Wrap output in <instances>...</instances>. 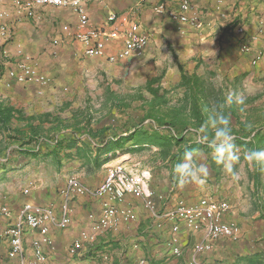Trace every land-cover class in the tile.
<instances>
[{
  "label": "crops",
  "instance_id": "0c3cea01",
  "mask_svg": "<svg viewBox=\"0 0 264 264\" xmlns=\"http://www.w3.org/2000/svg\"><path fill=\"white\" fill-rule=\"evenodd\" d=\"M181 1L86 0L92 25L113 28L108 14L114 11L140 22L143 29L155 34L143 56L118 63L84 53L83 45L72 34L80 17L70 7L36 5L32 0H22L23 8L16 0L0 4V103L14 113L9 129L0 123V264H20L19 258L8 254L10 242L5 232L18 221V212L26 202L49 206L60 216L65 201L62 190L70 176L97 186L119 161L142 166L138 153L143 150L152 160L143 167L152 171L150 186L161 211L173 207L179 198L195 203L205 195L231 203L225 219L240 225L241 238H217L213 248L202 253L200 259L218 264H258L257 260L264 258V171L256 184V173L245 159L246 151L238 147L241 158L235 167L239 179L232 180L215 163L212 150L198 148L206 156L209 169L206 182L180 187L171 162L177 147L168 154L162 146L155 145L101 151L106 141L127 135L141 123L154 122L145 116L146 109L141 110V117L133 114L137 99L127 108L113 103L92 105L76 101V97L95 93L85 86L90 77L92 80L99 75L130 73L128 78H132L139 70L146 72L139 80L144 85L155 76L161 77V92L167 91L170 98L168 104L160 107L162 111L181 108L180 103L188 92L181 85L183 75H196L209 87L226 85L228 94L264 97V60L251 64L250 56L241 50L242 39L236 31L239 23L244 24L253 46L264 47V0H189L194 6L190 13L205 22L201 29L177 23L154 11L159 3L176 8ZM65 25L71 33L64 29ZM3 26L5 34L1 33ZM122 45V39L113 40L109 49L116 51ZM162 58L168 59L162 61ZM19 60L37 65L50 78L51 83L42 94L36 83L12 81L7 85L6 73ZM157 64L164 66L161 74H148V69ZM251 85L259 89L250 92ZM243 107L246 109L243 119L246 113L253 119L256 111H264V103L248 102ZM57 141L59 146H53ZM87 147L90 150L85 152ZM105 202L119 209L131 208L135 219L119 216L110 228L95 231L92 221L101 215ZM68 203V225H51L46 235L25 228L26 262L34 264V243L39 241L47 259L43 264H138L141 259H146L148 264H190L194 244L205 240L203 230H191L181 223L177 235L182 253L173 254L169 245L174 234L172 222L160 223L154 219L142 199L130 193L122 200L113 201L108 196L74 195ZM5 207L8 213L3 210ZM83 232L93 237L81 238ZM44 236L49 242L43 241ZM78 239L80 243L72 251Z\"/></svg>",
  "mask_w": 264,
  "mask_h": 264
},
{
  "label": "built area",
  "instance_id": "2783aa9c",
  "mask_svg": "<svg viewBox=\"0 0 264 264\" xmlns=\"http://www.w3.org/2000/svg\"><path fill=\"white\" fill-rule=\"evenodd\" d=\"M7 0H0V4ZM36 5H54L70 7L79 14V24L77 29L72 32L74 38L84 47V53L89 57L105 58L108 62L118 63L124 59L131 57H141L145 53L150 40L152 31L143 29L140 22L130 19L127 16L121 17L117 12H110L108 20L113 23V28L99 27L90 23L85 1L86 0H32ZM18 6L24 7L22 0H16ZM194 9L193 4L189 0H183L178 7L170 8L165 3H159L154 7V11L160 15H167L171 20L180 24H189L195 28L201 29L205 22L199 16L190 13ZM32 14V10L29 11ZM119 20L121 21L119 23ZM64 29L71 33L68 25ZM236 31L240 35L241 50L250 56L252 65H257L264 60V47L256 49L247 37L244 24L239 23ZM1 33H6V27L3 26ZM123 40V45L116 51L109 49V43L113 40ZM55 43L58 40L54 41ZM7 85H11L12 81L19 83H36L40 86L39 93H43V89L50 85V78L43 73L40 68L26 60L16 61L7 73ZM152 179L151 169L137 164H130L119 161L109 168L103 182L97 186H89L83 183L76 176H70L67 180L62 193L65 201L62 205V214L58 216L54 210L45 205L26 202L18 212V221L6 229L10 242L9 256L19 258L20 264H29L24 259V233L25 228L29 227L38 230L43 235L49 230V227H64L70 223V206L68 200L74 195L86 194L93 197L108 196L110 200H122L127 194L142 199L145 208L151 216L160 221L168 220L172 222L173 236L169 241V245L173 254L180 255L182 253L179 245V237L177 233L181 229V223L191 230H203L205 240L197 242L193 246V257L190 264H218L215 262H207L200 259V255L205 251L213 248L214 241L219 237H226L232 240H239L242 235L241 227L236 222L228 221L225 216L231 210V203L227 199H217L210 195L201 197L195 203H188L184 199H177L174 206L166 211H161L155 198L153 190L150 186ZM8 213V208H3ZM121 216L125 220H133L136 217L135 212L131 209H119L114 204L105 202L101 215L98 219L92 221V228L95 231L108 229L116 224L118 217ZM93 217V215H91ZM94 218V217H93ZM86 232L81 234V238H92ZM43 241L49 242L44 236ZM80 243V239L76 240V246ZM36 260L34 264H43L46 262V255L43 253L39 241H35ZM138 264H148L146 259H141Z\"/></svg>",
  "mask_w": 264,
  "mask_h": 264
},
{
  "label": "trees",
  "instance_id": "16d2710c",
  "mask_svg": "<svg viewBox=\"0 0 264 264\" xmlns=\"http://www.w3.org/2000/svg\"><path fill=\"white\" fill-rule=\"evenodd\" d=\"M160 81L161 77L155 76L149 79L143 87H140L135 94L129 95V100L124 97L120 102L118 100L114 101L115 105L127 108L133 100H141V108L147 110L145 116L153 119L154 122L149 124L141 123L127 135L106 141L101 147V151L109 152L117 148L142 149L144 146L155 145L162 146L163 151L168 154L171 153L173 147H177V151L173 153L171 158V162L175 165L183 159L185 149L206 148L211 150L206 144L195 143L193 134L188 130L191 129L190 126L199 127L205 122L207 113L204 109L206 107H210L213 103L219 105L225 102L228 95L227 86L209 87L205 85L203 80H199L196 75H183L181 85L185 86L188 92L180 103L181 108L172 111H162L160 107L168 104L170 98L167 95V91L161 92ZM255 101V97L249 96L246 98L245 103H254ZM243 106L233 104L231 106L226 105L224 108L225 114H230L233 134L236 137L235 143L237 147L246 152L250 149H264V113L256 114L255 112L253 119L246 113L247 116L243 119L244 112H246ZM241 108H243V111ZM13 116V111L8 106L0 103V123L4 128L9 129L11 127ZM247 124H251L252 128L248 129L246 127ZM76 131L84 130L76 129ZM208 134L211 137V130H209ZM89 135L93 136L91 132H89ZM129 142L132 143L129 144ZM59 144L60 141H57L53 146L57 147ZM69 145L73 146V144ZM89 150L90 148L87 147L85 152ZM252 168L256 173L255 183L258 184L264 168L257 165H252ZM263 259H258L257 263L262 264Z\"/></svg>",
  "mask_w": 264,
  "mask_h": 264
},
{
  "label": "clouds",
  "instance_id": "9594fccd",
  "mask_svg": "<svg viewBox=\"0 0 264 264\" xmlns=\"http://www.w3.org/2000/svg\"><path fill=\"white\" fill-rule=\"evenodd\" d=\"M246 97L242 93L229 92L223 104L213 103L204 110L207 119L199 127L189 129L197 144H206L212 150V158L215 163L222 167L232 180L239 179L236 164L240 160V150L238 149L233 134L230 114L226 115L225 106L233 104L243 106ZM243 111V108H241ZM248 129L252 128L247 124ZM211 130V137L208 132ZM245 159L252 165L264 168V149H250L245 153ZM174 177L180 187L185 185H204L209 174L206 156L203 150L198 148L185 149L183 159L174 165Z\"/></svg>",
  "mask_w": 264,
  "mask_h": 264
},
{
  "label": "rangeland",
  "instance_id": "374dc122",
  "mask_svg": "<svg viewBox=\"0 0 264 264\" xmlns=\"http://www.w3.org/2000/svg\"><path fill=\"white\" fill-rule=\"evenodd\" d=\"M154 36L155 34H153V37ZM165 59L167 60L168 58H162V61H164ZM162 65L163 64H157V66L151 67L150 69H148V74L150 73H158V75L161 74V72L164 69V66ZM128 75H130V73H124L123 75H99V76H95V78H93L92 80L90 77L89 81L85 83V86L88 87L89 89H92L95 93L92 95H88L86 97L85 96L76 97V101L82 104L87 103L92 105L95 104L104 105L110 103L115 104L114 102L115 100H118L120 102L123 100L124 97L125 99L129 100L128 96L135 93V91L141 85H144V82L143 81L139 82V80L141 79L142 75H146V72H143V70H139L133 73V75H131L132 78H128ZM137 81L139 83L137 84V86H135L134 84ZM135 87H137V89L134 92L133 91L129 92V89H134ZM257 89L259 88L253 85L249 86L248 88L250 92H253ZM136 101H137V109L133 110V114H136L137 116L141 117V113H142L141 112L142 108L140 106L141 100L137 99ZM255 103H264V97H261L260 99H256ZM261 113H264V111H260V112L256 111V114H261ZM138 155L142 159L141 161L142 166L144 164L148 165L149 162H152V160L148 156H146L147 155L146 150L140 151ZM262 264H264V259L262 260Z\"/></svg>",
  "mask_w": 264,
  "mask_h": 264
}]
</instances>
